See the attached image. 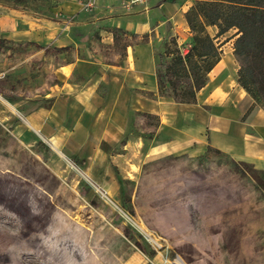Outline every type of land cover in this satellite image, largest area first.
Here are the masks:
<instances>
[{
    "label": "rangeland",
    "instance_id": "1",
    "mask_svg": "<svg viewBox=\"0 0 264 264\" xmlns=\"http://www.w3.org/2000/svg\"><path fill=\"white\" fill-rule=\"evenodd\" d=\"M64 2L0 5L66 18ZM188 44L177 39L182 52ZM68 57L52 43L0 38V107L11 115L0 122V264H264V172L251 164L210 146L161 149L168 135L135 108L118 140L98 142L110 155L100 169L88 167L90 142L36 153L12 136L23 100L52 101L54 67Z\"/></svg>",
    "mask_w": 264,
    "mask_h": 264
},
{
    "label": "crops",
    "instance_id": "2",
    "mask_svg": "<svg viewBox=\"0 0 264 264\" xmlns=\"http://www.w3.org/2000/svg\"><path fill=\"white\" fill-rule=\"evenodd\" d=\"M90 1L84 9L86 0H65L66 18L21 4L0 5V38L52 43L69 54L54 67L55 92L46 93L54 96L52 101L30 107L23 100L19 114L11 117L9 131L18 142L35 152L40 145L77 151L78 144L90 142L88 167L100 169L110 155L98 142L118 140L129 109L135 108L157 118L155 133L168 135L161 149L202 151L210 146L264 172V108L248 109L252 97L237 81L234 28L224 39L220 36L230 29L215 37L219 57L195 99L174 101L158 92L156 48L173 35L190 41L184 12L193 0ZM205 29L216 34L215 25ZM10 116L0 107V122Z\"/></svg>",
    "mask_w": 264,
    "mask_h": 264
},
{
    "label": "trees",
    "instance_id": "3",
    "mask_svg": "<svg viewBox=\"0 0 264 264\" xmlns=\"http://www.w3.org/2000/svg\"><path fill=\"white\" fill-rule=\"evenodd\" d=\"M184 18L191 34L188 49L178 48L175 35L167 38L156 61L158 92L174 101H193L219 57L215 37L234 28L237 81L252 97L248 109L255 101L264 103V0H194ZM208 24L216 26L214 36L205 29Z\"/></svg>",
    "mask_w": 264,
    "mask_h": 264
},
{
    "label": "built area",
    "instance_id": "4",
    "mask_svg": "<svg viewBox=\"0 0 264 264\" xmlns=\"http://www.w3.org/2000/svg\"><path fill=\"white\" fill-rule=\"evenodd\" d=\"M145 0H127V4L129 3H136V2H144ZM91 1L90 0H86V2L83 4V8H87L88 6H90Z\"/></svg>",
    "mask_w": 264,
    "mask_h": 264
},
{
    "label": "bare ground",
    "instance_id": "5",
    "mask_svg": "<svg viewBox=\"0 0 264 264\" xmlns=\"http://www.w3.org/2000/svg\"><path fill=\"white\" fill-rule=\"evenodd\" d=\"M150 237V236H149ZM150 240V239H149ZM152 240V239H151ZM175 263H177V264H185V263H183V261H181L179 258H177L176 260H175Z\"/></svg>",
    "mask_w": 264,
    "mask_h": 264
}]
</instances>
